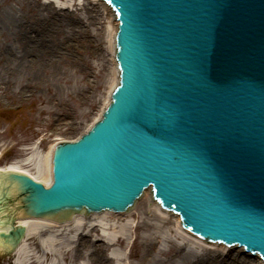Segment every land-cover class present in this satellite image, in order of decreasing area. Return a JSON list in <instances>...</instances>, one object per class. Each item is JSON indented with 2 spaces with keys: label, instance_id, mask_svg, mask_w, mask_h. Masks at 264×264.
Returning a JSON list of instances; mask_svg holds the SVG:
<instances>
[{
  "label": "water",
  "instance_id": "water-1",
  "mask_svg": "<svg viewBox=\"0 0 264 264\" xmlns=\"http://www.w3.org/2000/svg\"><path fill=\"white\" fill-rule=\"evenodd\" d=\"M106 2L118 21L110 100L55 145L48 187L0 170V239L14 248L28 216L124 212L150 188L186 229L264 260V0Z\"/></svg>",
  "mask_w": 264,
  "mask_h": 264
},
{
  "label": "rangeland",
  "instance_id": "rangeland-1",
  "mask_svg": "<svg viewBox=\"0 0 264 264\" xmlns=\"http://www.w3.org/2000/svg\"><path fill=\"white\" fill-rule=\"evenodd\" d=\"M46 1L57 7L69 5L70 11L87 2L0 0V10H13L18 18L12 30L0 24V167L32 157L31 164H22V168L39 178L45 175L39 169L45 167L51 145L76 137L97 117L112 76L109 23L99 7L91 12L79 11V24L74 19L72 24L63 25L67 39L57 34L49 40L45 34L49 23H34L40 4ZM69 16L73 19L74 15ZM85 27L91 35H78L79 28ZM5 47L7 52L11 49L16 53L15 60L9 58L10 66L3 65L2 55L7 58ZM134 218L131 240L124 238L125 242L120 243L127 253L124 264H191L184 261L178 253L180 247L173 242L160 250L155 243L147 244L149 237L144 235L154 228L143 224L140 212H135ZM86 239L78 249L87 248ZM28 240L33 247V238ZM71 254L63 255L62 264H78L82 260H73ZM215 263L225 264V260L218 258ZM0 264H13L12 253L7 256L0 250ZM196 264H206L205 259Z\"/></svg>",
  "mask_w": 264,
  "mask_h": 264
},
{
  "label": "bare ground",
  "instance_id": "bare-ground-1",
  "mask_svg": "<svg viewBox=\"0 0 264 264\" xmlns=\"http://www.w3.org/2000/svg\"><path fill=\"white\" fill-rule=\"evenodd\" d=\"M94 7H99L98 10L108 19L109 23L108 58L112 76L111 85L104 99L103 105L105 106L110 98L113 85L118 81V68L114 57L117 21L112 8L104 0H87L81 7H76L75 11H70L69 5L57 7L52 1H46L40 4L34 23L37 24L40 21L49 23L45 31L49 40L57 34L65 35L67 39V30L64 28L66 23L72 24L74 19L77 23L80 22L82 17L79 15V11L91 12ZM70 13L74 15L73 19H71L72 16H69ZM17 19L13 10H0L1 25H6L12 30L17 23ZM77 34H82L84 37L89 36L91 30L87 27L79 28ZM5 50L7 58L2 55L3 65L10 66L12 63L9 58L15 60L16 53L11 49L7 52V47H5ZM52 149L53 145L46 154L45 167L39 169L41 175L45 173L43 178H39V176H35L22 168V164H31L30 159L32 157L27 158L25 161H19V163H11L6 166L8 168L1 167L0 170L21 171L36 179L50 183ZM0 212V218H2V220L0 219V231H4L8 229L10 221L4 219L6 216L3 210ZM135 212H140L143 224L154 228L149 234L144 235L146 238L149 237V239H146L147 244L151 246L152 243H155L160 250L173 242L180 247L178 253L185 262L191 261V264H196V262L205 259L206 264H217L215 261L218 258H223L225 264H264L260 257L253 256L241 246L235 245L228 249L226 245L206 240L186 230L181 226L180 216L171 210L162 208L153 198L150 188L145 191L132 209L125 212L107 210L89 214L80 212L74 213L70 218L62 221L29 216L26 217V220L20 218V224L26 226L27 233L20 244L12 250L13 264H62L63 255L68 256L71 253L73 260L82 258L78 264H124L123 260L127 258V253L120 243L125 242L124 238L131 240L132 230L135 226ZM29 237L33 238V247L29 246ZM83 238H87L86 244L88 246H86V249H78V246L84 244L82 242ZM5 249L6 246L0 240V250L5 251ZM107 250H109L108 253H106ZM175 255L177 256V254Z\"/></svg>",
  "mask_w": 264,
  "mask_h": 264
}]
</instances>
